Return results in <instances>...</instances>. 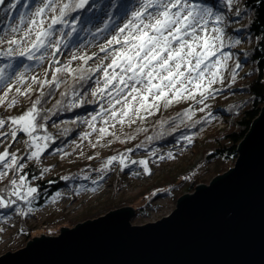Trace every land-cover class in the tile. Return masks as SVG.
I'll use <instances>...</instances> for the list:
<instances>
[{
	"label": "rangeland",
	"instance_id": "1",
	"mask_svg": "<svg viewBox=\"0 0 264 264\" xmlns=\"http://www.w3.org/2000/svg\"><path fill=\"white\" fill-rule=\"evenodd\" d=\"M226 1L228 2V0ZM237 1L239 0H231V3L235 4ZM62 2L67 3L69 0H62ZM114 2L115 0H96L89 9L90 13L88 11L89 15L83 17L81 13L73 16L67 15L65 16L66 23L55 25L51 34V41L53 43L56 40L60 41L58 45L60 51L55 56L52 55V48H45L40 53H36L37 56L44 55L42 61L35 59L30 61L26 57L18 56L5 58L0 55V68H3L5 64L11 63L13 67L6 68L5 72L12 77V83L15 86L25 89L29 86L33 88L36 85L32 83L31 77L36 76L40 79L44 74L45 79H48L52 75V70L56 67V61H73L72 57L74 54L76 56L87 55L93 57L89 60L90 67H96L100 63V58L105 56V53L100 52V46L106 44L107 40L115 35L118 27L123 26V23L130 18L131 11L139 6V0H132L125 14L114 20L105 29L104 25L107 22V15ZM189 2L194 4L192 1ZM42 3L43 0H9L7 2L6 8L3 9L0 24V53H3L9 47L7 44L8 39L13 37L19 38L23 34L30 18H32V14ZM51 15L52 13L46 11L45 15L40 18L44 21L45 27L50 23ZM208 19L209 29H211L214 26L213 21L215 17L211 16ZM224 21L228 23L227 27H224V24L221 23L215 26L223 30L226 29L223 39H227L232 37V34L234 35L235 32L232 29H235L237 24L233 21ZM73 25L75 26V31H73ZM14 28H19V31L13 32L12 29ZM69 32H72L70 37L66 35ZM31 39H34V35L29 37V41L21 44L20 47H25ZM239 41L241 45L237 47L236 51H240L246 43L244 37L241 40L239 39ZM114 47H119V45H115ZM49 59L52 60L51 64L49 63ZM108 62L105 61V65ZM24 65L28 66L27 69L24 68ZM247 66L246 64H242L243 68H240L241 71L239 72H245L248 69ZM14 72L17 74L23 73V83L17 84L13 75ZM227 73L228 68L223 67L220 71L219 79L221 83L227 85L225 87L232 90L228 95L230 96L228 103H231L239 99L242 94L240 93L239 85L228 82L224 78ZM101 75L102 73L92 75L95 81L92 92L96 89V81ZM5 89L0 88V94ZM10 93L8 94V99L13 98ZM90 95L94 106L83 110L81 115L78 114V116L83 118V123L80 126L78 134L62 145L51 143L52 146L50 148L47 146L39 158L29 159L30 152L34 149H30L25 143L28 137L24 133L18 132L17 139L14 141L11 139V128L8 121L13 117L8 115L7 106H2L3 110H0V120H4L6 123L3 128H0V134L9 133V136L7 139H3L2 135H0V153H3L7 149L9 153L16 154L18 159L21 155L26 157L21 162L19 159V162L23 164V167L33 163L35 167L40 168L41 174L39 177L42 181L61 176V174L72 175L74 173L69 178H72L69 185L60 187L41 206L35 205L40 193L34 187V180H27L25 178V183L21 187V193L23 194L29 187L35 188L36 192L27 201L20 200L23 201L22 204L16 205L13 209L11 208L10 212L0 210V255L23 247L26 241L40 234L57 235L60 227L70 228L77 223L96 218L109 210L120 207L126 206L134 209V215L130 220L131 225L156 222L174 209L176 199L185 192L184 189L187 184H190L191 180L197 184H207L211 177L216 175L217 169L223 168L224 164L218 159H213L210 162H206L203 159V144L201 143H205L207 134L201 136L198 141L192 134H188L186 137H189L190 141L184 138V140L178 143L164 146L163 148H154L149 152H130L125 155L113 156L102 150L97 154L96 150L93 149L94 143L91 142L94 131H98L103 126L108 128L109 131L121 133L122 129L127 124H130V122L125 121L121 125L116 121L110 120L108 124H104L101 117L98 116L97 120L92 122L95 126V130H93L87 121H91L92 115L100 112L102 107L107 108L108 104L106 94L104 98L100 95L96 97H93L92 94ZM23 98L24 95L17 96L15 98L16 104L20 103ZM206 99L209 101L211 97L208 96ZM225 100L222 99L223 102ZM218 102L216 101L215 104ZM223 102L221 105L224 104ZM116 107L120 108V105ZM104 116L106 118L107 114L105 113ZM110 125H114V127H110ZM221 126L218 127L220 128ZM113 157H115L114 160L112 159ZM121 159L124 161L123 164L121 163ZM109 160H112L111 164L107 163ZM142 160L146 162L144 165L139 163ZM145 167L148 169L147 172H145ZM74 169L76 170L74 171ZM223 169H226V167L224 166ZM20 170L18 169L17 173L13 176V180H16L18 185L19 177L24 176L21 175ZM4 171H7L9 174L12 170H5L0 166V172ZM182 177L187 181L184 183V186L182 188L177 187L179 189L172 188L171 183L179 181ZM2 179L0 178V185L2 184ZM168 179H170V182H168ZM93 181H96V183H93ZM164 182H168L166 185V189H170L168 190V194H158L154 195V197L149 194L137 195L144 187L151 189L152 186ZM115 185H117L118 190L112 196ZM9 188L8 194L11 193L12 184ZM179 193L181 194L178 195ZM7 196L8 198L17 199L11 195ZM109 198H112L113 207L106 204L111 202L108 200ZM102 207H104V210H102Z\"/></svg>",
	"mask_w": 264,
	"mask_h": 264
},
{
	"label": "snow or ice",
	"instance_id": "2",
	"mask_svg": "<svg viewBox=\"0 0 264 264\" xmlns=\"http://www.w3.org/2000/svg\"><path fill=\"white\" fill-rule=\"evenodd\" d=\"M3 2L4 0H0V4ZM88 3L89 0H69L67 3L62 0H43L42 5L32 14L23 34L19 38L8 39L9 47L0 55L5 58L18 56L26 57L30 61L33 59L42 61L44 55L37 56L36 53H40L45 48H52V55L55 56L60 51L58 47L60 41L56 40L54 43L51 41L54 26L66 23L64 18L70 10L83 9ZM228 3H231V0H228ZM46 11L52 15L50 23L45 27L44 21L40 18ZM212 15L210 9H201L189 0H139V6L131 11L130 18L123 23V26L118 27L115 35L107 40L106 44L100 46V52L105 53V56L100 58V63L96 67L73 69L69 65H62L54 67L51 81L38 80L36 76L31 77L32 83L38 85L40 93L27 111L8 121L11 139L16 140L18 132L28 137L25 143L30 149H34L30 152L29 159L39 158L47 148V142L52 137L35 135L38 130L44 128V124L40 121L46 118L41 115L38 106L42 104V98L45 96L43 89L53 84L59 87L62 73L69 76L79 73L75 75V79L81 82L96 73H102L96 81L97 87L92 95L93 97L100 95L104 98L106 94L108 107H102L100 112L92 115L91 121H87L93 130L95 126L92 122L96 121L98 116L104 124H108L111 120L123 125L125 121L134 123L136 119H144V114L151 115L154 110L160 107L166 108L180 100H196L197 95L200 98L198 102L203 104L206 96L215 91L213 85L219 79L225 62L230 59L228 53L222 52L225 47L222 29L215 26L222 22V18L220 15L215 16L214 26L209 29L208 18ZM108 27L109 25L105 23L104 28ZM12 31L17 32L19 28H14ZM73 31H75L74 25ZM33 35L34 39L21 48L20 45L29 41V37ZM66 35L70 37L72 32ZM115 45L119 47H114ZM92 58L75 54L72 57L74 60H81L83 64H87ZM105 61L109 62L105 65ZM49 63H52L51 59ZM12 67L9 63L0 68V88L7 89L3 96H0V104L7 103L9 108L16 103L15 98L8 100V94L13 88L17 96L29 95L33 90L31 86L21 89L12 83V77L5 72L6 68ZM27 67L24 65L25 69ZM239 67L240 65L237 64L236 68ZM13 75L17 84L24 82L22 72L18 74L14 72ZM117 105H120V108H117ZM184 115L191 119L188 112ZM5 123L4 120H0V128H3ZM107 133L108 128L103 126L99 128L101 137ZM0 135L3 139H7L9 133ZM185 139L190 141L189 137ZM112 159L114 160L115 157ZM123 162L121 159L122 164ZM107 163L111 164L112 160ZM139 163L144 165L146 162L142 160ZM0 166L5 170H12L13 173L23 168L17 155L9 153L7 149L0 153ZM147 171L145 167V172ZM7 175V171L0 172V178ZM24 183V176L19 177V185L16 180H12L10 195L23 201L32 197L36 192L35 188L29 187L23 194L21 193ZM13 203L15 201L0 197V209L11 208Z\"/></svg>",
	"mask_w": 264,
	"mask_h": 264
},
{
	"label": "trees",
	"instance_id": "3",
	"mask_svg": "<svg viewBox=\"0 0 264 264\" xmlns=\"http://www.w3.org/2000/svg\"><path fill=\"white\" fill-rule=\"evenodd\" d=\"M8 1L4 0L0 4V24L3 9L6 8L5 6ZM95 1L89 0V3L83 9L70 10L68 15L73 16L78 13H81L82 17L89 15L88 11ZM189 1L194 2L201 9H210L214 17L220 15L222 18L221 24H224V27L228 26V23L224 20L233 21L237 24L235 29H232L235 32L234 35L232 34V37L224 39L225 47L222 49V52L230 55V59L225 62L228 73L224 78L228 82L239 85L238 87L242 96L234 100V102L228 103L230 99L228 95L232 90L225 87L227 85H224L218 79L213 85L215 91L206 96V98L210 96L211 99L209 101L205 99L203 104L198 102L200 98L197 95L196 100H180L166 108L160 107L154 110L151 115L144 114V119H136L134 123L127 124L121 133L108 130V133L101 137L99 130L94 131L91 142L94 143L93 149L96 150L97 154L102 150L113 156L125 155L130 152H149L154 148H163L164 146L178 143L184 140L188 134H192L197 141L201 136L207 134L205 143H201L203 144V159L206 162L218 159L224 164L223 168L225 166L227 169L232 166L237 154L236 144L246 134L250 125L249 123L257 116V112H259L264 104V1L239 0L235 4L228 3L226 0ZM131 2L132 0H115L109 9L106 23L110 25L114 20L125 14ZM225 30L222 29L223 34ZM243 37L246 43L240 51H236L237 47L241 45L239 39L241 40ZM237 64L240 65L239 68H236ZM242 64L248 65V69L240 73V68H243ZM62 65H69L73 69L80 67L85 69L91 68L89 61L87 64H83L79 59L56 63V67ZM230 67L231 69H229ZM75 75H79V73ZM75 75L69 76L66 73H62L60 74L61 83L59 87L53 84L43 89L45 96L42 98V104L38 107L41 109V115L46 118L40 121L44 124V128L38 130L35 134L52 137L51 142L48 141L47 143L48 148L52 146L51 143L62 145L76 136L83 123V118L78 116V114L81 115L83 110L94 106L90 95L95 84L93 77L91 76L89 79L81 82L75 79ZM44 76L43 74L38 80L51 81L52 75L48 79H45ZM32 89L29 95H24L20 103H15L11 108L7 106V103L0 104V110L2 111V106L5 105L9 112L8 115L11 117L16 118L23 114L39 96L40 89L38 85L36 84ZM4 92L0 96H3ZM10 94L13 98L17 97L15 90ZM13 98H9L8 100L11 101ZM222 99H226L225 102ZM214 100L219 101L218 105L215 104L216 101L214 102ZM222 102L224 103L223 105H221ZM185 112L191 115V119L184 115ZM218 126L221 127L219 128ZM19 159L21 162L26 157L21 155ZM223 168L217 169L216 175L226 170ZM19 172L27 180H34V187L40 193L38 201L35 204L36 206H41L60 187L69 185L72 180V178H69L74 173L72 175L61 174V176L42 181L39 177L41 169L35 167L33 163L28 164V166L25 165ZM16 173L17 171L15 173L11 171L7 176L2 177V184L0 185V197L15 201L12 204V209L23 202L15 198H8L7 196L10 195L7 191L10 189L11 181ZM168 182H170V179H168ZM168 182L152 186L151 189L144 187L137 195L149 194L154 197V195L158 194H168V190H170L166 189ZM185 182H187L186 179L182 177L179 181L171 183V185L172 188L179 189L177 187L182 188ZM196 184V182L191 180L190 184L186 185L185 192H191ZM117 190L118 187L115 185L112 196L116 194ZM108 200L111 202L106 204L113 207L112 198ZM11 208L0 210L10 212ZM102 208L104 210V207Z\"/></svg>",
	"mask_w": 264,
	"mask_h": 264
},
{
	"label": "water",
	"instance_id": "4",
	"mask_svg": "<svg viewBox=\"0 0 264 264\" xmlns=\"http://www.w3.org/2000/svg\"><path fill=\"white\" fill-rule=\"evenodd\" d=\"M264 1V0H263ZM228 169L198 183L156 222L131 207L40 234L0 264H264V104Z\"/></svg>",
	"mask_w": 264,
	"mask_h": 264
}]
</instances>
